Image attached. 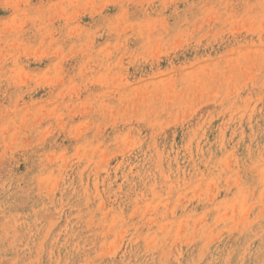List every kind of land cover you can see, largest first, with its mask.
I'll use <instances>...</instances> for the list:
<instances>
[{"label":"rangeland","instance_id":"1","mask_svg":"<svg viewBox=\"0 0 264 264\" xmlns=\"http://www.w3.org/2000/svg\"><path fill=\"white\" fill-rule=\"evenodd\" d=\"M0 264H264V0H0Z\"/></svg>","mask_w":264,"mask_h":264}]
</instances>
